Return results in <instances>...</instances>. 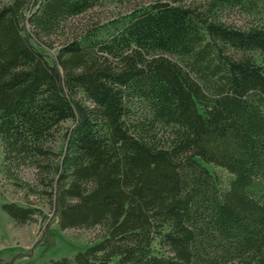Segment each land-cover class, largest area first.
<instances>
[{
    "label": "trees",
    "instance_id": "trees-1",
    "mask_svg": "<svg viewBox=\"0 0 264 264\" xmlns=\"http://www.w3.org/2000/svg\"><path fill=\"white\" fill-rule=\"evenodd\" d=\"M106 1H0L3 177L99 232L50 264H264V0H151L40 50Z\"/></svg>",
    "mask_w": 264,
    "mask_h": 264
},
{
    "label": "rangeland",
    "instance_id": "rangeland-1",
    "mask_svg": "<svg viewBox=\"0 0 264 264\" xmlns=\"http://www.w3.org/2000/svg\"><path fill=\"white\" fill-rule=\"evenodd\" d=\"M6 1V0H0ZM151 0H129L126 2H104L87 13L75 17L66 23L61 35L47 40L45 48L40 50L52 55L55 49L72 35L86 26L103 24L113 18L123 15L137 4ZM199 0H188L196 3ZM264 18V15L262 16ZM249 16L236 11L228 14V19L237 25L247 23ZM26 30H30L25 25ZM72 125V121L64 122L60 132H64ZM61 134V133H60ZM57 147L60 146L59 135ZM209 170L226 176L225 172L211 164H204ZM20 177L32 182V170L22 169ZM14 202L21 206H32L38 210L35 221L24 225H16L3 211L1 205ZM99 232L97 229H65L60 230L50 204L36 195H25V191L14 188L2 174V147L0 143V264H50L52 260L61 257H72L76 252L83 251L90 242L94 241Z\"/></svg>",
    "mask_w": 264,
    "mask_h": 264
}]
</instances>
